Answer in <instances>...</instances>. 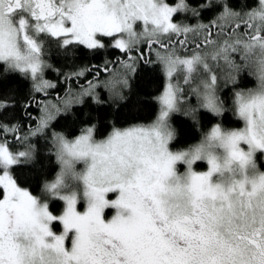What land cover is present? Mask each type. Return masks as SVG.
I'll use <instances>...</instances> for the list:
<instances>
[{"label":"snow or ice","instance_id":"snow-or-ice-1","mask_svg":"<svg viewBox=\"0 0 264 264\" xmlns=\"http://www.w3.org/2000/svg\"><path fill=\"white\" fill-rule=\"evenodd\" d=\"M199 8L215 14L211 25L174 22L178 12L199 15L186 0H0V65L30 77L37 92L54 87L42 75L46 41L99 50L107 40L123 53V71L105 83L114 102L140 62L159 65L166 79L149 124H113L100 139L95 125L72 140L53 133L60 170L40 196L10 175L35 158L33 147L13 153L0 141V264H264V0H200ZM141 44L156 50L155 61ZM243 79L255 86L241 87ZM96 87L90 81L77 96L94 97ZM75 102L66 99L63 112ZM61 111L45 105L33 134ZM228 111L242 127L217 122L195 143H174V113L198 122L200 112ZM49 199L63 201L61 214Z\"/></svg>","mask_w":264,"mask_h":264},{"label":"trees","instance_id":"trees-1","mask_svg":"<svg viewBox=\"0 0 264 264\" xmlns=\"http://www.w3.org/2000/svg\"><path fill=\"white\" fill-rule=\"evenodd\" d=\"M166 2L175 6L179 0H166ZM186 3L189 9H195L199 15L193 16L192 11L178 12L174 14L175 22L191 27L201 24L211 25L215 14L210 11H201L200 0H186ZM212 31L216 32L217 29L212 28ZM183 38V36L179 37V39ZM199 39V36L193 37L192 34L188 36L189 41ZM105 43L104 49L90 50L82 45L60 48L55 42L46 41L44 60L48 67L44 69L42 75L44 80L49 81L54 87L47 88L45 91H35L34 82L30 77H25L18 72H9L0 65V102L7 104L6 108H0V124L9 126L6 134L12 139L7 140L0 135V141L6 140L14 150L25 151L28 145L35 150L36 155L33 160L13 166L10 171L17 184L35 196L41 195L44 182L53 180L60 170L55 156L53 133L71 139L80 135L83 129L95 125L96 138L100 139L111 130L113 124L117 127L148 124L158 114L157 98L166 85L160 66L140 62L135 74L131 76L130 89L123 91L124 99L114 102L105 83L113 73L122 72L118 60H125L126 57L118 49L109 46L107 40ZM140 51L148 59L156 60L155 49L151 52L147 51V46L141 44ZM136 54V52L133 53V55ZM105 65L109 69L107 72L104 71ZM90 81L93 85H98L94 90V97L79 98L67 112L61 111L56 115L49 122L47 129L39 134H33L43 115L42 109L46 98L53 96L55 99L66 100L81 93L82 87L88 88ZM254 86V81L251 79H243L241 82L243 88ZM185 91L187 92L186 87ZM221 97L225 100L226 107L231 108V92L222 90ZM195 104V97H186V105L195 106ZM197 121L194 122L183 112L172 115L170 122L177 132V142H174L177 147L182 148L197 142L201 133L210 128L213 123L222 122L227 128L242 126L231 111L226 112L222 118H214L211 114L200 112L197 114ZM12 128L15 130H11ZM17 134L20 137L16 139ZM204 167L203 164L197 166L198 169ZM48 203L53 214L62 213L63 201L49 199ZM79 208L84 207L79 204ZM54 230L60 232L61 226L56 225Z\"/></svg>","mask_w":264,"mask_h":264},{"label":"rangeland","instance_id":"rangeland-1","mask_svg":"<svg viewBox=\"0 0 264 264\" xmlns=\"http://www.w3.org/2000/svg\"><path fill=\"white\" fill-rule=\"evenodd\" d=\"M171 6H174V5H171ZM175 22V21H174ZM177 23V22H176ZM148 49V48H147ZM149 50V49H148ZM123 71V70H122ZM111 78V77H110ZM109 78V79H110ZM44 79V78H43ZM108 79V80H109ZM107 80V81H108ZM49 82V81H48ZM53 85V84H52ZM82 89V91L85 89V87H82L81 88ZM80 89V90H81ZM87 89V88H86ZM164 91V90H163ZM163 91H162V93H163ZM161 93V94H162ZM160 94V95H161ZM159 95V96H160ZM71 98H74V99H76V100H78L80 97H78L77 95H75V96H73V97H71ZM47 100H46V102L44 103V106L45 105H57L58 107H61V109H62V111H63V103H64V101L65 100H62V99H55L53 96H50V97H48V98H46ZM44 106H43V108H44ZM156 118V117H155ZM155 120V119H154ZM153 120V121H154ZM151 123V122H150ZM149 124V123H148ZM242 127V126H241ZM79 136V135H78ZM77 137V136H76ZM75 137V138H76ZM67 139H69V138H67ZM72 139H74V138H71V139H69V140H72ZM7 146L9 147V149H10V151H12L13 153H18V152H20L21 150H14L12 147H10V145L7 143ZM79 165L77 166V168L79 169ZM181 171H183V168H181L180 169ZM196 170L197 171H203V170H205V167L204 168H202V169H198V168H196ZM261 171H264V169H260ZM0 174H2V172H0ZM10 175H11V172H10ZM12 176V175H11ZM110 196H111V194H110ZM112 198H114V196L112 197ZM79 204L80 203H78V205H77V209L79 210V211H83L84 210V208H79ZM109 211V212H108ZM106 213H108V218H110L113 214H114V210H107L106 211ZM61 230H62V226H61ZM53 231H55L54 230V228H53ZM57 233H59V232H57Z\"/></svg>","mask_w":264,"mask_h":264},{"label":"flooded vegetation","instance_id":"flooded-vegetation-1","mask_svg":"<svg viewBox=\"0 0 264 264\" xmlns=\"http://www.w3.org/2000/svg\"><path fill=\"white\" fill-rule=\"evenodd\" d=\"M2 137H5L7 140H12L10 137H7V134H0ZM18 136H15L16 139L19 138V134H17Z\"/></svg>","mask_w":264,"mask_h":264},{"label":"bare ground","instance_id":"bare-ground-1","mask_svg":"<svg viewBox=\"0 0 264 264\" xmlns=\"http://www.w3.org/2000/svg\"><path fill=\"white\" fill-rule=\"evenodd\" d=\"M73 72V71H72ZM70 73V72H69ZM38 136V135H37Z\"/></svg>","mask_w":264,"mask_h":264},{"label":"water","instance_id":"water-1","mask_svg":"<svg viewBox=\"0 0 264 264\" xmlns=\"http://www.w3.org/2000/svg\"><path fill=\"white\" fill-rule=\"evenodd\" d=\"M147 51H148V49H147Z\"/></svg>","mask_w":264,"mask_h":264}]
</instances>
